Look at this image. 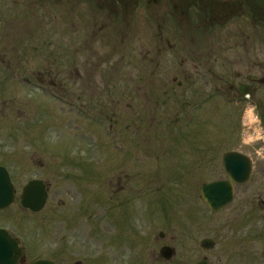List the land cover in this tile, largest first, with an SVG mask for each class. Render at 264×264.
Instances as JSON below:
<instances>
[{"label":"rangeland","instance_id":"rangeland-1","mask_svg":"<svg viewBox=\"0 0 264 264\" xmlns=\"http://www.w3.org/2000/svg\"><path fill=\"white\" fill-rule=\"evenodd\" d=\"M39 1L0 0V166L8 169L16 185L31 179L33 169H54L48 176L52 181L50 200L41 214L23 216L16 205L6 213L13 217L10 230L16 235L21 231L34 244L28 249L29 263L39 256L48 257L55 264H197L209 259L212 253L202 248V242L210 239L217 246L228 245L230 237L237 236L230 230L240 227L239 223L229 221L235 205L213 214L205 206L200 189L204 184L225 178L223 157L237 151L253 163V176L246 187L247 199L254 197V184L264 171V132L258 129L255 117L249 119L242 112L248 125L243 127L235 119L236 112L217 100L213 109L204 105L190 113L195 118L193 126L187 125L186 115L181 114L178 117L180 120L183 117L182 122L173 120L174 125L167 122L159 131L158 126H151L145 135L141 127L142 133L135 134L133 162L126 153L116 152L105 136H101L96 148L90 136L102 135L103 127L82 121L75 113L63 116L56 104V112L46 114L45 108L54 106L53 103L31 89L36 85L37 74L48 68L50 50L45 42H49L53 33L54 47L68 50L70 69H78L83 63L81 40L77 39L79 31L74 35L69 23L81 24L83 5L90 15V1L60 0L58 4L53 0ZM147 1L132 0L125 10L120 5L115 19L118 27L126 28L129 24L133 32L131 43L137 50L151 32L154 21H160L156 17L151 19L153 9L147 8ZM174 4L166 0L168 9L164 18L168 28L180 20V11L173 12ZM195 6L185 3L183 10L187 14L180 21L199 25L198 37L205 39L203 26L212 27L207 18L210 9L207 4L200 11ZM224 6L220 3L215 9L221 11ZM71 9L73 15L69 13ZM244 20L235 15L225 25L218 21L213 30L209 29L215 53L224 52L222 39L228 28L238 30L244 27ZM251 48H247L246 55L254 60ZM75 49L81 55L73 56ZM256 49L264 73V44ZM240 53L244 56L243 51ZM120 58L119 52L104 62L98 69V77L108 76L111 64L118 63ZM126 59L120 63L113 81L106 78L108 85L129 83ZM221 65V61L217 63V71L222 72ZM171 80L167 78L168 82ZM63 81L69 84L77 100L82 82L75 77H64ZM261 95L264 102V90ZM170 107L175 108L172 104ZM243 130L251 135L247 134L244 144H239L238 135ZM124 133L121 139L125 150L128 141ZM257 134L260 139H256ZM123 171L124 175L125 172L131 175V184L118 193L115 179ZM39 176L47 177L42 173ZM117 193L119 203L115 199ZM127 199L130 205L122 206ZM160 233L165 235L163 239ZM164 246L175 249L172 261H159V251Z\"/></svg>","mask_w":264,"mask_h":264},{"label":"flooded vegetation","instance_id":"flooded-vegetation-1","mask_svg":"<svg viewBox=\"0 0 264 264\" xmlns=\"http://www.w3.org/2000/svg\"><path fill=\"white\" fill-rule=\"evenodd\" d=\"M82 1L83 3L90 1V15L86 5H83L80 12L83 17L81 24L75 26L69 23V28L74 35H77L76 33L79 31L77 39L81 40V51L84 55V57L81 56L83 63L78 69H70V56L65 47L64 49L54 47L53 36L56 35L55 33L49 42H45L50 50L47 60L49 65L45 73L37 74L36 85L31 89L44 94L53 103L54 106L45 108L46 114L56 112V104L58 112L61 109L63 116L75 113L80 120L103 127L102 135L92 134L90 136V140L96 143V148L99 147L98 142L101 140V136H105L111 141L116 152L126 153L127 158L131 160L135 155V134L142 133L141 127L145 135L150 131L151 126H158L157 130L159 131L160 127L167 125V122L172 123L173 120L177 123L182 122L183 117L181 120L178 117L181 114L182 116L186 115L184 118L186 124L193 126L195 118L191 117L190 113L198 111L204 105L213 109L217 100H221L227 109L236 112L235 119L243 127L248 125L242 112L246 115L250 109H254L252 113L262 118L260 127L261 132H264V102L261 95V91L264 90V80L262 79L264 73L262 61H257L258 50L256 49L257 46L264 44V0H170L175 3L173 12L180 11V20L184 19V14H187L183 10L185 3L190 4L191 7L196 5L198 10L207 4L210 9L207 18L212 27L218 21H222V24L225 25L226 21L235 15L245 19L244 27H240L238 30L228 28L227 36L222 39L225 44L222 54L215 53L214 39L208 37L209 29L213 30L211 25L202 28V37L203 34L206 35L205 39L198 37L196 29L201 27L193 23L189 24V22L179 20L172 22L170 24L172 27L168 28L164 18L168 9L166 0L147 1V8L153 9L151 19L156 17L160 21H154L151 32L146 34L138 50L131 43L133 32L129 24L123 28L118 27L115 22L120 13V7L125 10L132 0ZM53 2L58 4L60 0H53ZM38 3H43V0ZM220 3H223L226 8L216 11L215 6ZM148 11L150 13V10ZM69 13L73 15L74 11L71 9ZM188 35L190 36L188 37ZM250 46H253L251 49L254 52V60H250L246 55L247 48L249 49ZM242 51L244 56L240 53ZM119 52L120 61L111 64V73L108 76L98 77L99 67L104 62L112 60L114 55ZM72 54L73 56L81 55L79 49H75ZM125 57L127 58L129 83L119 86L110 82L111 84L108 85L106 78L109 77L113 81L112 79L117 76L119 65L125 61ZM92 60L97 63L94 64ZM220 61L222 62V72L216 70V65ZM138 65L139 67L136 68ZM64 77L69 79L75 77L78 82L83 83H81V91L77 100L74 93L72 94V91L69 90V84L67 85L63 81ZM167 78H172V80L168 82ZM199 83H204V85ZM168 84L171 86L168 87ZM171 104L175 108H169ZM176 108L179 111L176 112L174 110ZM167 111H169V119H166ZM172 114L173 117H170ZM61 121H64L63 117ZM247 130H243L242 134L238 135V138L240 136L239 144H244L247 134L251 135ZM124 131L128 141L125 150V144L121 139L125 134ZM252 135L254 136L255 132L252 131ZM235 153L240 152L236 151ZM6 170L8 171V169ZM222 170L225 178L215 182L230 184L233 189L232 202L218 212L205 206L211 213L219 214L235 205L234 213L229 215V221L239 223L238 227L240 228L230 230L233 234L237 233V236L232 235L228 240V245L217 246L216 242L212 240L214 247L207 250L212 254L209 259L202 261H207L208 264H264V171L257 177L254 184L256 186L254 197L247 199L246 186L251 181L253 173L247 183L236 184L229 179L225 170ZM53 172L54 169H33L34 176L31 179L23 185H16L8 171L13 185L14 202L8 209L0 211V240L8 235L9 241L16 242L18 249L22 251V257L17 264H34L38 261L53 262L48 257L39 256L29 263L28 249L34 244L30 243L29 237L22 234L21 231L16 235L10 230L9 225L13 222V217L6 214L14 205L18 206V211L23 216L34 217L41 214L50 200L52 181L48 179V176ZM41 173L47 177L39 176ZM120 173L121 175H117L115 179L118 193L122 189L130 187L132 178L128 172H125V175L124 171ZM32 182H40L47 195L46 204L39 212H34L22 204L25 188ZM118 193L115 198L117 203L120 201ZM121 204L128 207L130 200H125V203L122 201ZM160 234L159 237L163 239L165 235L163 234L164 236L161 237ZM165 247L169 246H164L161 249ZM161 249L159 261L169 262L161 256ZM173 250L175 253V249ZM16 257L17 254H14L13 259Z\"/></svg>","mask_w":264,"mask_h":264},{"label":"water","instance_id":"water-1","mask_svg":"<svg viewBox=\"0 0 264 264\" xmlns=\"http://www.w3.org/2000/svg\"><path fill=\"white\" fill-rule=\"evenodd\" d=\"M223 169L231 181L236 184H245L250 180L253 172L252 161L243 154L231 152L223 157ZM13 185L7 170L0 167V211L8 209L14 202ZM201 197L205 205L212 211L218 212L224 209L232 202L233 189L229 183L215 182L205 184L200 190ZM47 195L40 182L30 183L24 191L22 204L24 207L34 212L41 211L46 204ZM163 237V233L160 234ZM214 247V242L206 239L202 242V248L210 250ZM17 257L13 259V255ZM161 256L165 261H171L174 257V250L165 247L161 249ZM22 257V251L18 249L16 242L8 240V235L0 240V264H17ZM34 264H54L50 261H38ZM81 264V263H76ZM198 264H208L207 261H201Z\"/></svg>","mask_w":264,"mask_h":264},{"label":"clouds","instance_id":"clouds-1","mask_svg":"<svg viewBox=\"0 0 264 264\" xmlns=\"http://www.w3.org/2000/svg\"><path fill=\"white\" fill-rule=\"evenodd\" d=\"M254 111V109H250L249 110V113H248V117H249V119H251L252 118V112ZM257 121H258V118H257ZM261 138V136L259 135V134H257V137H256V139H260Z\"/></svg>","mask_w":264,"mask_h":264}]
</instances>
